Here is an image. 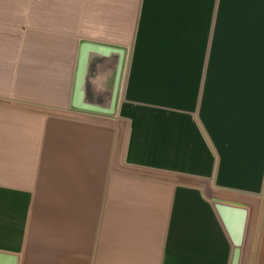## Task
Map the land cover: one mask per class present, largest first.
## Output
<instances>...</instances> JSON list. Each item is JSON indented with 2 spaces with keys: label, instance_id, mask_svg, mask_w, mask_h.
<instances>
[{
  "label": "crops",
  "instance_id": "1",
  "mask_svg": "<svg viewBox=\"0 0 264 264\" xmlns=\"http://www.w3.org/2000/svg\"><path fill=\"white\" fill-rule=\"evenodd\" d=\"M218 202L264 264V0H0V264H231Z\"/></svg>",
  "mask_w": 264,
  "mask_h": 264
},
{
  "label": "water",
  "instance_id": "2",
  "mask_svg": "<svg viewBox=\"0 0 264 264\" xmlns=\"http://www.w3.org/2000/svg\"><path fill=\"white\" fill-rule=\"evenodd\" d=\"M81 81L82 71L78 75L77 84L79 85ZM216 208L234 245L231 264H240L248 211L242 206L224 202H218Z\"/></svg>",
  "mask_w": 264,
  "mask_h": 264
}]
</instances>
